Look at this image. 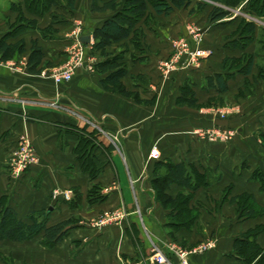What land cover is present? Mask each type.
Wrapping results in <instances>:
<instances>
[{
	"label": "crops",
	"instance_id": "0c3cea01",
	"mask_svg": "<svg viewBox=\"0 0 264 264\" xmlns=\"http://www.w3.org/2000/svg\"><path fill=\"white\" fill-rule=\"evenodd\" d=\"M108 1L101 0L99 5L103 6ZM19 3L25 17L36 21V28L9 39L10 44L24 40L27 52L10 61V66L0 67V201L5 207L13 209L24 222L30 223L29 218L33 214H44L49 226L69 219H74V224L65 238L53 246L43 243V233L25 242L0 240V264H156L154 248L165 253L168 264H183L177 252L188 254L185 258L187 264H242L236 256L230 255L234 243L240 234L264 226V217L240 219L237 206L229 201L223 203L221 198L223 192L230 188L229 199L252 194L264 207L260 184L253 180L255 172H264V142L250 141L256 132L264 134L261 133L264 131V111L255 115L253 127L247 119L246 126L245 123L231 124L236 136L229 146L209 144L197 137L196 129L212 127L217 123L213 112L216 101L212 98L220 94L207 90L206 81L209 76L228 72L218 59L219 52L199 65L196 64L199 59L189 65L184 57L175 58L180 51L172 46V40L178 37L171 39L170 33L165 34L164 31H169V26H172L174 32L181 25L179 21L170 22L172 17L164 15H155V20L162 22L160 28L145 22V18L139 24L145 34L144 52L137 50L128 40L109 50L116 56L125 50L126 44L129 46L126 59L121 63L131 76L152 78L160 70V61L174 59L179 64L171 76H178L179 80L171 88L179 91L184 82L191 80L196 85L199 104L204 108L173 106L168 112L167 107L161 115L167 122L158 130L155 123L161 120V116L158 113L155 116L154 108L133 105L130 101L128 106H136L137 113H140L139 125H142L135 123L129 126L126 161L116 155V144L111 142L113 149H109V154L112 159L110 156L107 158L108 150L104 148L98 150L95 157L96 164L101 163L107 170L93 179L77 170L80 164L74 149L79 139L68 134V131H76L69 126L81 125L57 107L65 106L67 111L72 105L80 107L84 116L96 121L110 135L121 133V121L130 116L123 113L125 101L119 94L103 89L101 82L104 75L95 70L87 71L90 65L95 66L102 59L92 52L94 40L89 45L80 41L83 36H93L94 29L112 14L93 13V0L84 4L83 0H78L74 11L63 4L41 18L27 12L24 0H19ZM4 8L0 6V39L9 35L10 25L17 22L11 16L19 15ZM80 13H84L83 16ZM149 14H153V10L150 9ZM55 18L59 20L53 23ZM164 25L165 30H161ZM33 41H37L43 49L45 58L42 66L48 64L51 67L43 69L40 75L31 74L27 69ZM81 46L85 53L84 67L76 71L70 83L57 85L50 77L53 70L66 64ZM222 50L220 45L217 51L223 53ZM164 73L158 72L169 82L170 76ZM238 77L243 78L236 75L234 80H230L229 91L222 96L229 95L235 88L233 83ZM123 81L130 89L141 92L143 99L149 100V88L139 82L134 84L129 77ZM105 130L101 132L105 134ZM23 134H27L32 142L37 163L22 177L14 179L10 173V161ZM132 135L136 140L132 141ZM153 150L158 151L159 160L166 159L176 164L187 162L206 174L214 170L222 176L209 193L215 198L214 205L200 210L199 220L191 231L176 233L177 241L169 234L172 228L168 220L170 212L157 202L152 187L155 161L148 158ZM69 168L75 169L69 172ZM122 169H130V176L126 179ZM58 188L69 191L71 200L54 201L52 193ZM93 190L103 200L90 204ZM181 191L180 187L173 186L170 194L176 197ZM206 196V191L197 192L194 202L204 201ZM120 209L127 215L120 224L103 227L89 224L101 214ZM210 238L216 239L215 250L205 255L192 254ZM258 243L264 246V235Z\"/></svg>",
	"mask_w": 264,
	"mask_h": 264
},
{
	"label": "trees",
	"instance_id": "16d2710c",
	"mask_svg": "<svg viewBox=\"0 0 264 264\" xmlns=\"http://www.w3.org/2000/svg\"><path fill=\"white\" fill-rule=\"evenodd\" d=\"M218 4H223L230 9L239 7L243 2L248 1L246 9L264 18V0H211ZM65 2V3H63ZM78 0H24L26 10L36 15L37 17L46 16L54 7H59L67 4L71 11L76 8ZM151 3V5H150ZM192 2L190 0H126L125 8H120L119 0H109L103 6L94 0L92 5L93 13H110V18L106 19L100 27L94 29V45L92 52L102 59L94 67L95 72L105 77L102 80L103 89L107 92L120 94L125 97H130V92L127 91L123 84V80L127 77L128 71L124 67L122 60L124 56L114 55L109 53V50L114 46L121 44L125 41L130 43L140 52L146 50L144 40V30L139 27V24L144 20L148 22L150 19L149 8H153L157 15L169 16L175 10L188 9ZM15 9L19 12V19L15 25L11 26V32L6 37L0 39V60L3 62H10L17 56H21L27 52V44L24 40H20L14 44L8 41L11 37L17 38L18 36L34 30L36 28V21L28 20L22 10L21 5H14ZM199 9H204L199 5ZM230 11H225L223 8L215 7L211 14L210 20L213 23H218L229 16ZM54 22H58L57 18ZM242 24V23H241ZM242 26V27H241ZM241 35L247 39L246 45H234L235 50L238 48L246 52L249 46L254 43L255 34L257 31L256 25L252 23L242 24ZM52 31V28L50 29ZM261 44L264 41H260ZM242 45V44H241ZM128 47V48H127ZM129 46L126 44L123 52H128ZM43 49L39 46L37 41L32 42L31 53L29 55L27 69L29 73L40 75L43 69L51 68L48 64L42 66L44 62ZM250 57H248L249 59ZM241 59L234 60L232 65H241ZM42 66V67H41ZM228 60L224 59L223 69L228 71ZM243 67V66H242ZM239 70L243 73L244 77H248L252 73L254 67V56L251 55L247 66ZM244 70H246L244 72ZM238 72L228 71L227 73H218L207 77V90H214L219 94H225L229 91V81L234 80ZM195 83L187 80L186 84L181 87L182 94L177 101L180 107H189L194 109H201L199 100L195 91ZM242 94V92L240 93ZM137 104L149 105L150 101H141L135 98ZM201 107V108H200ZM84 131V128L79 129ZM79 132V131H78ZM93 134V133H90ZM79 145L76 149L78 154V162L80 166L88 171L87 168H96L93 142L87 137L80 138ZM92 144V146H91ZM110 150L113 147L109 148ZM92 174V172H91ZM98 174H92L91 178L95 179ZM253 180L263 184L264 186V172L259 170L254 173ZM207 174L202 173L195 165L190 163L176 164L170 160H160L155 164L154 178L152 180V187L155 192V197L158 203L162 205L165 210L170 213L168 220L170 222V236L173 240L177 241L176 233L181 230L191 231L198 222V214H193L194 208L190 206L191 201L194 199V192L203 183L209 186ZM173 186L180 187L183 191L179 192L176 197L170 194ZM264 188V187H263ZM96 189V188H95ZM188 192V193H187ZM103 197L99 196L95 190L91 192L90 204L100 202ZM229 197L225 198L227 200ZM232 204H237L238 214L240 219H255L264 217V208L258 203L256 197L252 194H243L238 198L230 199ZM0 240H11L14 242H25L38 236L44 235L43 243L46 246H53L62 241L68 234L69 229L74 224V219H69L60 222L56 225L49 226L48 222L44 220V214H33L30 216V223L20 220L11 208L5 207L2 200L0 201ZM264 231V226H259L256 229L250 230L240 238H237L234 243L233 255L241 261L242 264H264V257H259L264 249L260 247L257 238ZM236 253V254H235ZM239 253L238 256L237 254ZM259 257V258H257ZM253 261H255L253 263Z\"/></svg>",
	"mask_w": 264,
	"mask_h": 264
},
{
	"label": "rangeland",
	"instance_id": "374dc122",
	"mask_svg": "<svg viewBox=\"0 0 264 264\" xmlns=\"http://www.w3.org/2000/svg\"><path fill=\"white\" fill-rule=\"evenodd\" d=\"M86 1L89 2V0H83V4L86 3ZM97 1L99 4V2L101 0H97ZM156 1H158V0H156ZM190 1L192 2V4L188 9L175 10L172 14L169 15L172 17L170 19V22L179 21L181 28L178 27L173 32L172 26H169V31H168V29H166V30L164 29V28H166V26L164 25V27L161 28V30H165L164 31L165 34H167L169 32L171 39L174 37L175 38L178 37V38L172 40V46L177 48L175 50L178 51V49H179V51H180V55H177L175 58L184 57L185 60H188L187 64L190 65V62L193 63L194 59L192 58L191 55L186 54L185 49L183 48L184 47L183 44L188 43V46H190V48H191L190 49L191 52L195 51L196 49L207 50L210 52V55L207 58L199 59V61L196 64L199 65L204 60L212 59L213 57H215V55H213V54H217L219 52L217 54V56L219 57L218 59L221 60L222 66H223L224 59H227L228 60V66H227L228 71L235 72V73L238 72L240 75L243 76V78L238 77L237 81L235 83H233L235 88L232 91H230L229 95L222 96L220 94V95H218L216 97L214 96L212 98V99H214V101H216V104H215L216 107H213V112L216 114V120H215V121H217L216 125L212 126V127H204L201 129H196V133H195L198 138H201L203 141L208 142L209 144L228 145L229 146L230 144L234 143L235 139H233L229 142H225V143H222V142L213 143L209 140V138H207V136H205V137L202 136L201 133L205 132L209 129H218V128H221V129L227 130V131H235V129L232 128L231 124H241V123L244 124L246 119L249 120V122L251 121L250 126L253 127L254 121H255V118H254L255 115H257L261 111L262 112L264 111V45H263V43L261 44V42H260V41H264V18L263 17L259 18V16L254 15L253 13H251L250 11H248L246 9L248 1L243 2L239 7L235 8V9H230L223 4H218V3H215L211 0H190ZM93 2H94V0H93ZM1 5L3 8L7 7V9H10V10L14 11V13L19 14L17 9H15V7H14V5H18V6L21 5L19 3V0H0V6ZM119 5H120L121 9L125 8L126 0H119ZM150 5H151V3H150ZM199 5H202L204 9H202V10L199 9ZM215 7L223 8L225 11H230L232 14H231V16H229V17H227L221 21H218V23H213L210 20V14ZM4 9H6V8H4ZM150 9L153 10V14H150L151 16H150V19H148L149 20L148 22H151L152 24H154L155 26H158L160 28L162 26V22L160 20H158V21L155 20V15H157V14L155 13L153 8L150 7L149 11H150ZM29 14H31V13H29ZM83 14L84 13H80L81 16H83ZM85 14H88V13H85ZM85 16H87V15H85ZM158 16H160V15H158ZM15 18L18 21L19 15L17 17L11 16V19L14 20ZM57 20H59V18H57ZM241 23L242 24L252 23V24H255L256 28H257L254 43L249 46V48H248V50H246V52H244L243 50H241L239 48L237 50H235V48H234V45H236V44H239L240 46L246 45L247 39L240 36L241 35V28L239 26L242 25ZM13 25H15V24H13ZM10 26H12V25H10ZM184 29H185V31H184ZM78 33H80V32H78V29H77V34ZM81 33L82 34L84 33L83 30L81 31ZM143 42H144V40H143ZM220 45H222L223 53H221L220 51H217V48ZM120 49L121 48H119V50ZM121 55L124 56L126 59V56H127L126 52H122ZM251 55L254 56V67L252 69L251 75L248 77H244L246 75H244L243 71L241 72L239 69L242 66H243L242 67L243 69L247 66V63L250 60ZM71 57H72V55H71ZM248 57H250V58L248 59ZM97 58H99V57H97ZM156 58H157V60L159 59V57H156ZM239 59L242 60L241 65H237V66H236V64H235V66L232 65L234 60H239ZM178 64L179 63H176L174 59H166V60L159 62V68L162 71L158 70V72H159V74L160 73L162 74L164 72L167 73L168 76H170V78H171L169 80V82L166 81V77L163 78L161 75L159 76L157 71L155 72L156 75L154 77L146 78V77H141V76H137V75L131 76L130 72L127 70L128 71L127 77L132 79V82H134V84L139 82L143 86H146V88L150 89V91L148 90V96H149L148 99L149 100H147V101H150V103H149V105H146V107L147 108H150V107L154 108L155 116H157V113L159 114V116H161L167 107H169L168 112L171 111V108L173 106L179 107L177 105V101H178L179 97L181 96L182 91H181V89L178 91L175 88H171V87H174L173 83L176 82V80H179L178 76L177 77L171 76L172 72L175 70V68L177 67ZM202 67H203V65H202ZM245 71L246 70H244V72ZM123 84L126 87L127 91L130 92L131 96L125 97V96H122L119 94L123 98V101H125V102H123L122 110H123V113H127L130 116H128V117L125 116L126 118L121 121L122 122V124H121L122 131L120 134H118L116 136H114L112 134L110 135V133L108 131H106L105 129H103V127H101L96 121H93L92 119H89L88 117L84 116L82 114V112L80 111V107L72 105V106H69L68 111L66 109H64L65 106L64 107H60V106L57 107L58 108L57 110L61 111V113H64V114L69 113L70 117H74L76 119V121H78L80 123L81 127L80 126H78V127L69 126V129L71 128V129H74L76 131L71 132V133H69V131H68V134L74 135L75 137H77L79 139V141L81 140L80 138H84V137H87L90 141H92L93 145L95 144L94 147H96L95 151H94V157H96L98 150H100L101 148L102 149L104 148L105 151L108 150V153L106 155L107 158L110 156V158L112 159L111 155L109 154V152H110L109 148L113 147L111 145V142L116 144L115 152H116V155H119L120 159H122L123 161L124 160L126 161V156H128L127 148L129 147L128 141H129L130 137L127 136V134L131 130L130 129L131 127H129V126H131L132 124H135V123L137 125L140 124L139 123L140 122V119H139L140 113L139 112L137 113L136 106H133V105L136 104V105H139L141 107H145V105H143V104H137V102H135L136 101L135 98L137 97L141 101H145V99L142 98L143 96H142L141 92L130 89L124 83V81H123ZM185 84H186V82L183 83V86ZM241 92H242V94H240ZM196 95H199V94H197V92H196ZM130 101L133 103V105L131 104V106H128V105H130V104H128V103H130ZM200 105L202 106V108H204L203 107L204 105H202V104H200ZM208 108L211 109V107H208ZM160 118H161V120H157L155 123V125L158 127V130H161V128L167 122L166 118H164L163 116H161ZM225 122H226V124H225ZM141 125H139V126H141ZM244 125L246 126V123ZM82 128H84V131L79 130ZM235 128H236V126H235ZM101 130H105V134H103V132H101ZM90 133H93V134H90ZM256 133L257 134L250 141L251 142H256V141L257 142H260V141L264 142V136H263L264 134L259 135L258 132H256ZM261 133H264V131L263 132L261 131ZM133 140H136L134 135H132V141ZM78 145L74 149V153L77 155V158H78V154L76 152V149H77ZM91 146H92V144H91ZM154 151L156 152L155 156L153 155ZM112 156H113V154H112ZM148 159L149 160L153 159V161H155V164H156L158 161H160L159 159H161V158L159 157L158 151L153 150L150 153V156ZM164 160H166V159H164ZM185 163H187V162H185ZM74 169L75 168H69L67 170L69 172H72V170H74ZM149 169H151V168H149ZM154 169H155V165H154ZM67 170L65 172H67ZM77 170L79 172H82L85 175L91 176L94 173L95 175L98 174V176H100L101 174L105 173L107 168L103 167V165L100 163V164H98V167H96V168H92V167L87 168L88 171H85L81 166ZM91 172H92V174H91ZM202 173H204V172H202ZM24 174H26V173H24ZM122 175H124V178L125 177L127 178V176H130V169H122ZM153 178H154V172H153ZM207 178L209 180L208 183L210 185L206 186L202 183L201 186L193 194L194 199H195L197 192L206 191V195H207L206 198L207 199L205 198L204 201L197 200L196 202H194V199H193L191 201V204H190V206L192 208H194L193 214L194 215L198 214L199 217H200V210H202L203 207L208 209L209 207H212L214 205L213 200L215 198L209 196V193H211L210 192L211 188L214 187L217 182L221 181L222 176H221V173L219 171L214 172V170H212L209 174H207ZM259 184H260V192H261V194H264V188H263L264 186L261 183H259ZM56 190H59V191L64 192V193H69V191H66V190L63 191L59 188ZM231 192L232 191L230 190V188L226 189L223 192V196L221 198V201L223 203H225L227 201L230 202L229 198L227 200H224V199L227 198V196H230ZM53 193H54V191H53ZM228 194H230V195H228ZM238 197H240V196H236V198H238ZM232 198H235V197H232ZM60 199H62V198H59L58 200H60ZM54 201H55V199H54ZM235 205L237 206V204H235ZM259 205L261 207H263L260 203H259ZM120 211L122 213H124L125 219H126L127 218L126 213L121 209H120ZM237 212H238V207H237ZM114 213H116V211L113 210L109 213L101 214L96 219L89 221V224L92 226H95L97 221H99L100 219H103L104 217H106V215H112ZM262 235H264V231L262 233H260V235L258 236L257 242ZM241 236H242V234H240V236H238V238H240ZM210 244L214 245V247L209 249L208 251H205L202 253H197V254L198 255H205V254L210 253L213 250H215L216 239H213V238L205 240L200 246L210 245ZM260 247L262 249H264V246L260 245ZM230 255L232 256L233 252ZM237 255L241 256V255H239V253ZM259 257H261V258L264 257V251ZM259 257H257V258H259ZM254 262L255 261H253V263Z\"/></svg>",
	"mask_w": 264,
	"mask_h": 264
},
{
	"label": "built area",
	"instance_id": "2783aa9c",
	"mask_svg": "<svg viewBox=\"0 0 264 264\" xmlns=\"http://www.w3.org/2000/svg\"><path fill=\"white\" fill-rule=\"evenodd\" d=\"M186 54H189L192 56V58L195 59H204L207 58L210 55V52L207 50L202 49H196L195 51L191 52L190 46H188V43L183 44ZM66 64L63 66L56 68L53 70L51 74V78L55 81L57 85H61L63 83H70L76 71L80 67H84L85 64V53L84 49L78 48L72 53V57L70 58ZM10 62H3L0 60V67H8L10 66ZM95 66L90 65L87 68V71H94ZM202 136H207L209 140L213 143L217 142H229L234 139L236 136L235 131H227L223 130L221 128L218 129H209L205 132L201 133ZM156 152H153V155L155 156ZM153 156V157H154ZM35 163H37V156L34 151L32 142L27 134H23L20 136L18 140V148L16 151H14V154L12 155L11 161H10V171L11 175L14 179H18L23 176L24 173H26ZM53 198L55 200H58L59 198H62L64 201H70L71 200V193H64L59 190H54ZM125 220V215L120 210L116 211V213L112 215H106L103 219H100L95 224L96 227H102V226H108L113 224H120L122 221ZM214 245H202L198 248L194 249L192 251V254L202 253L205 251H208L209 249L213 248ZM154 260L156 264H168V259L165 255V253L159 249L154 248ZM177 254L182 258L183 264L186 263V256L187 253L184 252H177Z\"/></svg>",
	"mask_w": 264,
	"mask_h": 264
},
{
	"label": "water",
	"instance_id": "95a60500",
	"mask_svg": "<svg viewBox=\"0 0 264 264\" xmlns=\"http://www.w3.org/2000/svg\"><path fill=\"white\" fill-rule=\"evenodd\" d=\"M93 40H94V37H93V36H83V37H81V39H80V41H81L83 44H86V45L91 44Z\"/></svg>",
	"mask_w": 264,
	"mask_h": 264
}]
</instances>
